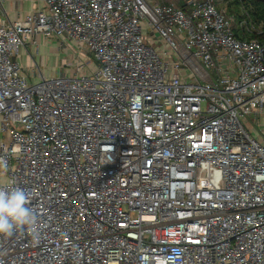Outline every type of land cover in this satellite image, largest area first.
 I'll list each match as a JSON object with an SVG mask.
<instances>
[{"label": "built area", "instance_id": "2783aa9c", "mask_svg": "<svg viewBox=\"0 0 264 264\" xmlns=\"http://www.w3.org/2000/svg\"><path fill=\"white\" fill-rule=\"evenodd\" d=\"M41 1L0 20V187L27 192L39 232L0 238V264H264L263 26L244 0ZM38 38L79 45L70 74L26 75Z\"/></svg>", "mask_w": 264, "mask_h": 264}, {"label": "rangeland", "instance_id": "374dc122", "mask_svg": "<svg viewBox=\"0 0 264 264\" xmlns=\"http://www.w3.org/2000/svg\"><path fill=\"white\" fill-rule=\"evenodd\" d=\"M231 8L235 9L236 7L231 6ZM80 50L79 45L73 42L61 45L57 40L49 41L38 38L35 45H28V47L21 49L19 60L25 73L28 72L26 75L28 77L31 74L36 76L37 79L35 81H37L42 75L50 78L70 74L78 56L75 52ZM88 57L93 60L92 55ZM183 74L188 78V81H191L188 75L189 72H184ZM1 180L6 182L5 179Z\"/></svg>", "mask_w": 264, "mask_h": 264}, {"label": "clouds", "instance_id": "9594fccd", "mask_svg": "<svg viewBox=\"0 0 264 264\" xmlns=\"http://www.w3.org/2000/svg\"><path fill=\"white\" fill-rule=\"evenodd\" d=\"M8 172V161L0 159V176H6ZM37 222V211L30 206V198L24 189L16 186L0 187V238L27 232L34 240L38 239ZM182 252V249L177 248L174 256L179 257Z\"/></svg>", "mask_w": 264, "mask_h": 264}, {"label": "crops", "instance_id": "0c3cea01", "mask_svg": "<svg viewBox=\"0 0 264 264\" xmlns=\"http://www.w3.org/2000/svg\"><path fill=\"white\" fill-rule=\"evenodd\" d=\"M42 9L41 0H0V20L14 23Z\"/></svg>", "mask_w": 264, "mask_h": 264}, {"label": "trees", "instance_id": "16d2710c", "mask_svg": "<svg viewBox=\"0 0 264 264\" xmlns=\"http://www.w3.org/2000/svg\"><path fill=\"white\" fill-rule=\"evenodd\" d=\"M243 3L248 8L251 18L258 25L263 26V32L255 37L264 46V0H244ZM235 9L230 8L231 12H236L237 4Z\"/></svg>", "mask_w": 264, "mask_h": 264}]
</instances>
